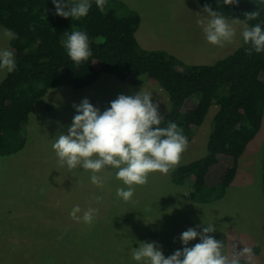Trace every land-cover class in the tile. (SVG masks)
<instances>
[{
    "label": "rangeland",
    "instance_id": "obj_1",
    "mask_svg": "<svg viewBox=\"0 0 264 264\" xmlns=\"http://www.w3.org/2000/svg\"><path fill=\"white\" fill-rule=\"evenodd\" d=\"M113 3L120 15L131 10L141 16L137 38L142 48L168 51L179 59L181 70L211 64L242 44V20L233 24L237 29L234 42L216 46L205 40L197 23L203 14L199 0ZM225 17L230 23L236 19ZM3 28L0 24V30ZM9 45L0 41V47ZM5 77L0 74V82ZM143 86L153 91L164 116L169 101L155 80L134 85L108 73L84 89H50L37 102L23 133L24 148L0 155V264H46L49 258H54L55 264H134L130 248L138 246L136 240L157 242L167 257L184 247L180 241L184 231L190 227L201 230L198 226L203 219L215 223L217 231L210 235L221 241L228 253L250 247L254 252L252 263L264 264V118L259 133L240 159L231 186L222 198L206 203L193 197L189 182L176 183L172 172L207 153L219 108L216 103L189 141L180 162L168 174H149L148 182L136 187L130 202L116 198L121 182L113 171L101 173L103 183L97 186L91 183L88 173L69 172L58 164L51 144L58 132H67L76 114L74 104L88 98L103 111L120 94L133 95ZM54 102L60 106L54 107ZM75 205L83 210L97 209L92 224L72 219L70 211ZM199 242L197 238L188 247Z\"/></svg>",
    "mask_w": 264,
    "mask_h": 264
},
{
    "label": "trees",
    "instance_id": "obj_2",
    "mask_svg": "<svg viewBox=\"0 0 264 264\" xmlns=\"http://www.w3.org/2000/svg\"><path fill=\"white\" fill-rule=\"evenodd\" d=\"M113 1L118 2L108 1L104 12L93 2L89 15L74 22L57 15L51 0H0V24L19 34L9 45L16 55L17 71L0 82V155L24 148L23 133L31 113L50 89H84L93 86L103 73L134 85L152 79L169 101L161 127L176 122L188 141L202 126L211 106L219 105L207 153L176 167L172 177L178 184L189 182L191 194L199 201L222 198L263 124L264 54L248 55V46L241 44L211 64L181 70L175 55L141 47L137 38L141 16L131 10L118 14ZM199 3L242 21L245 13L259 10L254 0H239L233 5L220 0L219 6L217 0ZM256 23L264 24V11L257 20L247 22L249 26ZM73 29L88 33L93 53L79 66L69 59L62 44L63 34Z\"/></svg>",
    "mask_w": 264,
    "mask_h": 264
},
{
    "label": "clouds",
    "instance_id": "obj_3",
    "mask_svg": "<svg viewBox=\"0 0 264 264\" xmlns=\"http://www.w3.org/2000/svg\"><path fill=\"white\" fill-rule=\"evenodd\" d=\"M51 2L55 5L57 15L76 22L89 15L93 2L99 11L104 12L107 0ZM238 2L223 0L224 5ZM254 2L259 10L245 13V26L239 34L242 44L248 46V55L264 54V24L247 25L248 21L257 20L264 11V0ZM219 3L220 0H217L218 6ZM201 15L197 23L209 44L223 46L234 42L237 29L233 24H239L241 19L236 18L230 23L221 12L207 4L203 6ZM18 39L19 34L15 30H0V41L10 43ZM62 44L76 66L87 61L93 54L89 35L83 30L65 32ZM16 71L15 52L11 47H0V74L8 75ZM53 106L58 108L60 105L54 102ZM73 107L76 114L67 126V132H58L51 144L58 164L69 172L82 170L88 173L91 183L97 186L103 183L101 173L113 171L115 179L121 182L116 188V198L126 203L133 199L137 186L148 182L149 174H168L180 162L189 145L187 136L176 122L169 121L166 127H161L164 118L159 111L160 104L154 100L153 91L145 86L133 95L120 94L103 111L88 98ZM96 212V208L83 210L75 205L70 216L77 223L90 225ZM80 213L82 215H78ZM198 227L200 231L192 227L184 231L180 236L184 247L167 257L157 242L136 240L138 246L130 248V260L134 264H252V248L244 247L241 251L228 253L224 244L210 235L217 231L215 223L203 219ZM197 238L200 242L188 247ZM46 264H55L54 258H49Z\"/></svg>",
    "mask_w": 264,
    "mask_h": 264
}]
</instances>
